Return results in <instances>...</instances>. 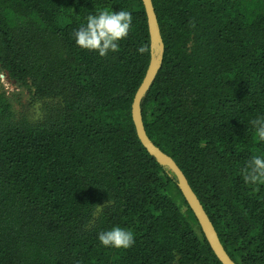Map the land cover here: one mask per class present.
I'll return each mask as SVG.
<instances>
[{
  "label": "trees",
  "instance_id": "16d2710c",
  "mask_svg": "<svg viewBox=\"0 0 264 264\" xmlns=\"http://www.w3.org/2000/svg\"><path fill=\"white\" fill-rule=\"evenodd\" d=\"M162 63L141 101L149 139L185 175L235 264H264V185L241 170L264 153V0H152ZM128 10L119 52L74 31L98 9ZM147 47L143 54L137 50ZM152 52L141 0H0V264H220L174 175L137 139L134 95ZM134 232L125 249L97 234Z\"/></svg>",
  "mask_w": 264,
  "mask_h": 264
},
{
  "label": "clouds",
  "instance_id": "9594fccd",
  "mask_svg": "<svg viewBox=\"0 0 264 264\" xmlns=\"http://www.w3.org/2000/svg\"><path fill=\"white\" fill-rule=\"evenodd\" d=\"M132 24L133 14L128 10L98 9L74 31L73 40L80 49L94 51L103 58L109 53L119 52L120 41L128 37ZM137 51L143 54L147 47L141 45ZM250 125L255 139L264 142V115L252 119ZM241 175L246 185H264V153L252 155ZM97 240L102 247L127 250L134 245L135 236L130 229L114 226L100 231Z\"/></svg>",
  "mask_w": 264,
  "mask_h": 264
},
{
  "label": "water",
  "instance_id": "95a60500",
  "mask_svg": "<svg viewBox=\"0 0 264 264\" xmlns=\"http://www.w3.org/2000/svg\"><path fill=\"white\" fill-rule=\"evenodd\" d=\"M147 17L148 31L151 40L152 52L150 62L142 83L136 91L131 105V118L137 139L147 153L162 167L168 169L176 178L177 187L189 209L192 211L199 228L207 241L211 251L220 264H235L225 251L218 234L205 212L202 204L192 190L185 175L176 162L163 153L146 134L141 114V101L152 86L162 63L163 45L157 17L152 0H141Z\"/></svg>",
  "mask_w": 264,
  "mask_h": 264
},
{
  "label": "rangeland",
  "instance_id": "374dc122",
  "mask_svg": "<svg viewBox=\"0 0 264 264\" xmlns=\"http://www.w3.org/2000/svg\"><path fill=\"white\" fill-rule=\"evenodd\" d=\"M0 80L2 81L3 87L5 91L8 93V95H19L21 97V102L25 103L24 104L25 106H19L20 105L19 102H15V109L26 113L28 118H30L31 120H33L34 118L37 119L40 113L38 109L39 108L38 104L28 107V97H29L28 95L29 94L27 93V91H24L22 93L21 92L22 90H19L12 83L8 82L6 80V77L2 73H0Z\"/></svg>",
  "mask_w": 264,
  "mask_h": 264
}]
</instances>
